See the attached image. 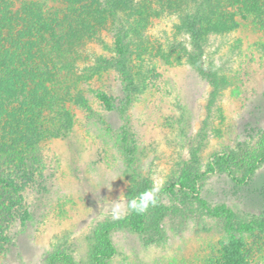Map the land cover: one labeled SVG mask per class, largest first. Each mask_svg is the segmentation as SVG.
I'll return each instance as SVG.
<instances>
[{"label":"rangeland","instance_id":"1","mask_svg":"<svg viewBox=\"0 0 264 264\" xmlns=\"http://www.w3.org/2000/svg\"><path fill=\"white\" fill-rule=\"evenodd\" d=\"M201 1L202 67L220 73L223 83L215 104L208 101L209 83L186 58L200 52L183 24ZM5 3L13 31L21 29L25 7L36 5L56 24L69 8L67 0ZM130 6L129 17L127 10L119 13L133 31L123 58L110 23H93L94 35L74 42L73 26L64 22L56 56L47 65L36 60L41 72L14 66L17 88L59 95L54 113L60 124L69 117L70 126L55 124L60 134L48 133L32 147L36 160L20 165L24 175L13 172L10 161L22 156L14 150L0 155V264H68V257L90 264L99 228L117 220L108 214L111 202H126L146 186L159 187V201L148 211L144 233L114 230L116 253L105 264H264V234L233 240L222 221L164 191L183 167L204 173L228 152L238 155L240 178L261 150L264 0H133ZM121 59L125 67L118 70ZM43 66L54 72L42 88ZM23 116L24 107L0 109L2 142H19L14 132L23 129ZM200 197L209 206L227 205L237 219L264 220V160L242 185L219 169L209 173ZM160 207L164 216L155 231ZM55 255L65 257L51 260Z\"/></svg>","mask_w":264,"mask_h":264},{"label":"trees","instance_id":"2","mask_svg":"<svg viewBox=\"0 0 264 264\" xmlns=\"http://www.w3.org/2000/svg\"><path fill=\"white\" fill-rule=\"evenodd\" d=\"M69 8L63 16L60 23L56 24L55 17L45 15L41 8L36 5L25 7L23 10V19L21 29L13 31L12 25L15 26L14 18L8 9V4L5 0H0V109L10 110L14 107H24L25 116L19 119L23 129L15 130V137L19 140L17 144L14 142L5 143L0 140V155L6 153L8 150H14L18 156H22L18 161L12 162L14 167L13 172L24 175L20 168V165H29L36 160L32 154V147L37 145L43 140L44 135L52 133L56 136L60 134L58 128H55V124L58 122V117L55 115L58 108L56 93L51 94L43 89L42 95L27 94L24 89L28 88V85L22 84L17 88L15 65L21 66L24 71H40L41 68L37 67L36 60H40L43 64L47 65L50 62V55H55L54 50L61 47L62 39L59 33L62 32L64 22L68 26H73L70 31H73L74 42H80L83 39H90L94 35V30L91 29L93 23L97 22L99 25H106L110 23L112 29L115 31L114 39L117 40L116 45L119 47L118 56L124 57V53L127 51V43L131 37L133 31L132 28L126 26L128 19L121 17L119 13H124L126 10L127 17L131 13L130 3L133 0H67ZM169 1V0H164ZM178 1V0H176ZM180 1V0H179ZM196 0H194L195 2ZM197 10L191 18L184 20V30L188 33L193 42L195 49L200 51L198 54H187V62L195 72L205 79L211 87L209 94V102L215 104L217 97L220 94L223 86L222 77L220 73L215 70L204 69L202 67V51L200 44L201 32L196 28L197 24L201 21V12L204 10L203 1L198 3ZM129 29V30H128ZM10 31L15 33L11 34ZM9 32V33H8ZM71 34V36H72ZM201 35V36H200ZM82 37V39H81ZM67 39L66 41H68ZM58 58H56L57 61ZM125 59V58H124ZM118 70L124 69L125 62L121 59L118 62ZM44 67V66H43ZM38 68L40 70H38ZM53 69L45 66L42 69V78H40L41 87L43 88L44 79H51ZM127 78L126 90L130 92V86L132 81L127 72H124ZM53 79V77H52ZM39 83V82H38ZM23 88V89H22ZM22 89V90H21ZM56 96V97H55ZM129 103L130 99H126ZM126 103V104H127ZM54 113V114H52ZM60 121V120H59ZM65 121V122H64ZM60 124L61 127L67 128L70 126L69 117ZM12 135V132H11ZM10 139V138H9ZM19 145V146H18ZM17 148H19L17 150ZM6 150V152H5ZM8 153V152H7ZM9 155V154H8ZM215 159L208 164L207 171L199 173L192 171L193 169L183 167L180 171V175L176 183L170 184L164 191L172 197L182 195L187 200L193 201L208 217L220 220L223 222L222 229L224 233L234 240L235 236L242 237L253 235L255 233L264 234V220H242L237 219L235 213L228 208L227 205L221 204L218 206H209L206 200L200 197V183L205 177L219 169L225 172L230 180L236 185L244 184L251 176L256 172L259 164L264 160V143L262 148L255 154V158L246 166L241 172V177L237 176L239 166L241 165L238 159V155L234 152H228L219 156H215ZM15 161V160H14ZM10 166V167H11ZM1 175V173H0ZM146 186L142 190L133 192L130 194L129 199L138 196L140 193L148 190ZM159 201V200H158ZM145 213L137 214L130 211L126 217L115 220L110 225H103L99 228L97 233V240L99 241L98 247L91 256L90 264H105L116 253L114 244L110 238V234L117 229H129L136 234H142L145 231L146 220L148 211ZM165 209L160 207L153 220V226L155 231H159V222L163 219ZM239 247H237L238 249ZM63 255H55L53 259L64 258ZM68 264H74L70 257ZM50 264H53L50 261Z\"/></svg>","mask_w":264,"mask_h":264},{"label":"clouds","instance_id":"3","mask_svg":"<svg viewBox=\"0 0 264 264\" xmlns=\"http://www.w3.org/2000/svg\"><path fill=\"white\" fill-rule=\"evenodd\" d=\"M158 193L159 187L157 186L140 193L138 196L127 200L126 202L120 200L112 201L110 208L108 209V214H110L113 219H120L129 211L143 214L150 207L156 206L158 203Z\"/></svg>","mask_w":264,"mask_h":264}]
</instances>
